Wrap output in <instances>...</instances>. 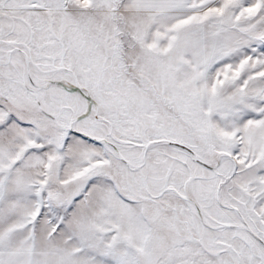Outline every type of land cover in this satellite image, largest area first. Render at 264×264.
Masks as SVG:
<instances>
[{"label": "snow or ice", "instance_id": "1", "mask_svg": "<svg viewBox=\"0 0 264 264\" xmlns=\"http://www.w3.org/2000/svg\"><path fill=\"white\" fill-rule=\"evenodd\" d=\"M0 264H264V0H0Z\"/></svg>", "mask_w": 264, "mask_h": 264}]
</instances>
